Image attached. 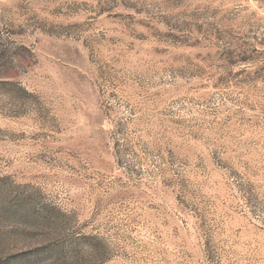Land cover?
<instances>
[{"label":"rangeland","instance_id":"obj_1","mask_svg":"<svg viewBox=\"0 0 264 264\" xmlns=\"http://www.w3.org/2000/svg\"><path fill=\"white\" fill-rule=\"evenodd\" d=\"M0 264H264V0H0Z\"/></svg>","mask_w":264,"mask_h":264}]
</instances>
